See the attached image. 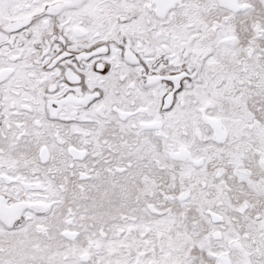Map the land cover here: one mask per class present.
Returning <instances> with one entry per match:
<instances>
[{"label": "snow or ice", "instance_id": "1", "mask_svg": "<svg viewBox=\"0 0 264 264\" xmlns=\"http://www.w3.org/2000/svg\"><path fill=\"white\" fill-rule=\"evenodd\" d=\"M0 264H264V0H0Z\"/></svg>", "mask_w": 264, "mask_h": 264}]
</instances>
